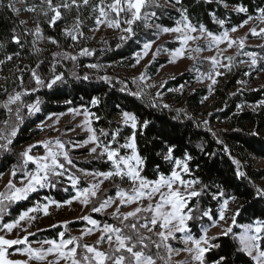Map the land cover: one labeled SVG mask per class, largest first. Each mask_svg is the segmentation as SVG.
Wrapping results in <instances>:
<instances>
[{"label": "snow or ice", "instance_id": "obj_1", "mask_svg": "<svg viewBox=\"0 0 264 264\" xmlns=\"http://www.w3.org/2000/svg\"><path fill=\"white\" fill-rule=\"evenodd\" d=\"M201 2L210 5L213 0H197V3ZM17 3L23 5V8L16 7ZM215 3L224 8L231 7L238 14L248 13V9L242 5H229L225 0H215ZM7 7L17 17L22 11L32 14L30 19L33 26L27 27L28 19L20 20L11 30V34L5 40H0V49L5 48L6 41L19 49L0 58V66H6L9 62L14 64L16 60L26 58L22 55L25 51H28L29 56L39 58L48 51L47 48L39 46L41 43L52 45L56 50L51 52L47 75L40 72L44 60L37 59L35 67L24 65L22 69L15 66L16 72L21 73L16 77L19 80L16 88L9 91L7 87H3L6 98L0 102V109L7 118L0 122L3 124V127H0V153L13 152V142L20 126L25 122V113L30 118L42 111L39 98L34 102H27L24 98L42 88L52 90L67 83L65 74L58 71V66L62 67L65 62H70L73 65L71 77L85 81L91 78L88 73L81 76L75 71L80 66L81 57H91L96 51L85 46V43L92 39L84 32L86 20L93 21V26L88 28L89 32L97 33L102 27L111 29L120 33L121 42L136 38L137 28L141 25L145 29H153L157 40L163 35L171 36L179 47L170 50V64H175L179 59H188L193 61L195 67L199 54L204 51L214 52L211 56L203 57L209 65L206 71L196 68L198 74L195 81L208 82L209 95L219 83L218 78L231 72L235 55H246L249 60H241L240 63H248L250 68H255L258 63L256 53L243 52L247 34L239 37L232 34L244 28L253 19L264 25V8L259 9L257 17L248 15L242 23L229 29L224 28L225 19L210 12L212 22L224 29L217 33L203 23H193L183 0H39L38 4H28L27 0H9ZM169 7L178 13L179 18L174 21V26L155 23L159 18L158 11L167 10ZM62 21L65 23L60 29L59 38L45 35L43 23L49 28H55ZM248 31L254 37L264 38V27H250ZM62 40L70 43L65 47ZM29 44L30 49L26 48ZM154 44L156 40L144 41L141 50L135 54V63L131 65L134 68L149 56L150 52L151 59L144 65L145 71L133 79V83L137 80L145 83L146 70L161 51L159 46L152 51ZM120 46L121 44H117V47ZM229 50H235L234 55H225ZM84 67L97 72L103 68L99 63H89ZM25 70L30 74L31 87L24 85ZM244 75L250 73L246 72ZM96 79L105 84H111L113 80L108 75H98ZM117 83L121 85V92H126L141 102L145 101L142 89L131 91L123 81ZM237 83L245 85L246 81L240 80ZM146 86L155 87L150 84ZM183 89L184 86L181 85L180 88L169 91L183 92ZM207 99L208 96H204L201 103ZM162 100L161 93L157 92L147 104L152 109L172 111L171 105L163 103ZM65 103L71 104L72 101L66 100ZM89 103L95 108L101 104V98L93 96ZM243 107L237 105L236 114H239ZM249 107L253 111L264 107V100ZM116 108L118 120L116 126L110 129L100 128L97 131L93 121L99 120L100 117L88 108H70L68 113H51L37 125L40 131L46 128L60 131L56 126L61 116H82V121L71 130L80 128L88 135L74 147L91 145L88 147V156L107 164V170L88 171L78 168L70 156V149L59 137L37 141L16 153L18 160L9 169L5 191L0 192V214L5 213L9 205L28 200L32 193L40 189L57 188L63 184L65 178L70 182L74 194L62 202L49 196L43 197L21 211L12 222L0 225V232L4 233L0 235V264H264V213L254 216L248 223H240L238 217L241 215L242 205L236 204V195L228 194L221 185L204 184L200 179L194 178L191 169L193 156L185 151L177 157L176 145L168 142L163 132H157L149 140L148 132L152 125L150 119L142 118L136 112L125 110L120 105H116ZM175 113L174 119L183 115L184 119L194 121V117L185 109H175ZM202 123L205 129L211 132V128L207 127L208 120L205 119ZM195 126L199 128L201 123L195 122ZM212 135L215 137L216 133L212 132ZM250 135L257 136L259 132L253 130ZM140 137H144L146 145L150 143L153 149L159 148L155 154L168 165L167 172L161 170L160 165H156L153 169L154 178L144 174L149 157L141 152ZM216 143L223 145L224 142L216 138ZM197 147L201 152L204 151L202 145L198 144ZM38 148L43 149L42 154H33ZM223 151L234 165L235 177L248 179L240 161L231 156L230 149L224 146ZM69 168L76 169L87 179L85 186H81L79 176L68 174ZM2 176L3 173H0V178ZM105 182H109L113 186L112 189H102L101 186ZM125 183L127 188L121 186ZM249 183L252 181L249 180ZM213 187L215 191L212 190ZM254 188L256 196L264 200V187ZM62 190L68 192L69 188ZM208 197L216 202L215 210L203 204L204 199ZM74 202L83 208L90 206L89 211L92 213L107 214L117 221V224L105 222L101 225L90 215L82 214L78 218L86 221L91 227L82 230L80 236L66 238L65 232H59L58 240H38L36 243L40 247H31L28 236H34L35 233L29 232V228L39 218V214L49 216L50 208L59 210L63 206H71ZM125 208L129 210L124 211ZM109 209L111 211H108ZM193 224L199 226V231L195 234L192 231ZM67 225V221L63 222L65 228ZM16 229L26 235L17 236L15 239L7 238L8 234ZM93 234L96 235V240L92 244L80 243L85 236ZM172 241H178L183 247L174 246ZM16 245H28L18 249L25 259L10 258L8 249ZM181 254L184 259L174 262V257Z\"/></svg>", "mask_w": 264, "mask_h": 264}, {"label": "trees", "instance_id": "obj_2", "mask_svg": "<svg viewBox=\"0 0 264 264\" xmlns=\"http://www.w3.org/2000/svg\"><path fill=\"white\" fill-rule=\"evenodd\" d=\"M229 5L238 4L248 9L247 14L236 13L231 7L224 8L219 6L213 0L212 4L197 3V0H183L185 7L189 9V14L193 23H203L205 26L214 31L220 32L219 25L212 22L209 15L210 12L215 13L219 18L225 19L224 28L229 29L232 26H237L247 19L248 15L256 17L259 15V9L264 8V0H225ZM9 0H0V40H5L11 34V30L19 24L20 20H29L27 27H32L31 15L21 12L17 17L14 16L11 10L7 7ZM28 4L39 3V0H27ZM16 7L23 8V5L17 3ZM87 15V13H86ZM158 19L155 23H160L164 26H174V21L178 19V13L169 7L167 10L158 11ZM41 20L43 18L41 17ZM65 21L58 23L55 28H49L46 23L42 24L45 35H51L59 38L60 29ZM93 26L92 20L85 21L84 32L87 36L92 37L85 43V46L95 49V53L91 57H81L79 67L75 69L77 73L83 76L85 73L90 75V79L77 80L71 77L70 72L73 70V65L70 62H65L64 66H58V71L63 72L67 79L66 84L49 90L42 88L27 96L24 99L27 102H34L37 98L40 99L41 112L30 118L25 113V122L20 126V131L13 142L12 153H0V173H6L10 167L18 160L16 153L26 148L29 144H34V140L39 134L37 125L43 121L48 114L61 113L70 108H88L96 113L100 119L93 121V126L99 131L100 128L110 129L116 126L118 109L116 105H120L125 110L136 112L140 117L147 118L152 121L151 128L148 132V139L157 132H163L166 135L168 142L176 145V155L181 156L187 151L193 156L191 161V169L194 178L200 179L204 184L221 185L230 195H236L238 200L236 204L242 205L241 215L238 217L240 223H248L254 216H259L264 213V200L260 199L255 194L254 186L264 187L258 182L264 179V166H256V159H264V107L257 108L255 111L249 106L257 105L264 100V76L260 72L264 70V38L258 44H246L243 52H254L257 55L258 63L255 68H250L248 63H240L241 60L248 61L249 58L240 53L235 55L234 66L231 72L225 73L219 77V83L214 86V91L211 95L208 93L207 85H197L195 77L198 74L196 68L200 71H206L209 67L204 59H199L189 67L176 74L173 77L167 78L163 84H159L155 89L146 86L137 80L133 83V79L139 77L138 74L129 72L131 65L134 63V56L141 48V42L144 40H152L155 38L153 29H145L141 25L137 28V37L127 42L119 40L120 33L110 29L108 33H100L94 35L88 31L89 27ZM106 41L107 43H103ZM67 46L70 41H63ZM117 44H121L117 47ZM167 46L173 48L174 43H167ZM41 48H47L39 58L29 56L28 51L22 53L26 58L16 60L13 64L9 62L6 66H0V102L6 97L3 93V87H7L12 91L19 84L16 77L21 73L16 72V67L24 68V65L35 67L37 59L44 60L41 65L40 72L43 75L48 74L49 63L51 60V52L56 49L52 45L41 43ZM30 49V44L26 46ZM19 50L16 45L8 43L4 49H0V58L11 52ZM70 50V49H68ZM235 50L231 54L234 55ZM164 62V59H158L152 62L146 70V74H154L157 68ZM89 63H99L103 66L102 70L88 69L84 65ZM192 71H189V69ZM145 71V69H144ZM249 72L250 75H244ZM98 75H108L113 78L111 84H105L103 81L97 80ZM246 81L245 85L238 84L237 81ZM15 81V83H14ZM117 81H123L131 91L143 90L145 93V101L135 99L126 92H121V85ZM23 82L25 86L31 87L30 74L25 70L23 73ZM183 85V92H173L170 89H177ZM159 92L163 98L162 102L171 105L172 111L168 109H152L148 106L147 101L155 97ZM233 93H235L233 95ZM97 96L101 98V104L95 108L89 103L91 97ZM204 96L208 99L201 103ZM72 101L71 104H66L65 101ZM237 105L244 106L237 113ZM175 109H185L187 113L194 117L193 120H186L183 115L179 119H174ZM7 116L0 109V122L6 119ZM208 120V126L211 132L203 126V120ZM111 121V124H109ZM195 122H200L201 127H196ZM0 127L3 124L0 123ZM256 130L259 135L252 136L250 133ZM128 130L126 129L125 132ZM212 132L216 133L214 137ZM216 138L221 139L223 145L216 143ZM103 139V138H102ZM202 145L204 151L201 152L197 145ZM227 146L230 149V154L233 158L240 161L242 170L246 173L248 179H237L234 175V165L229 160L228 155L224 153L223 147ZM162 147V145H161ZM140 149L142 154L147 155L149 160L145 169V175L149 178H154L153 169L156 165H160L161 170L167 172L166 165L159 157L156 156V151L159 148L153 149L152 145L145 144L144 137H140ZM36 150V149H35ZM214 153V155H209ZM79 168L88 171L107 170L108 165L92 159L88 161H74ZM249 180L252 183H249ZM84 186V183H81ZM63 188H69L68 192L63 191ZM112 189V188H109ZM215 191V188H212ZM5 191V187L0 192ZM72 194L70 185L66 180L63 184L55 189H40L36 193H32L28 200L11 204L7 207V211L0 214L2 222H8L14 219L21 211L33 205L34 201L49 196L57 201H64ZM114 194V192H113ZM203 204L206 207L215 210L216 202L210 197L205 198ZM236 205H233L235 207ZM90 216L101 223L117 224V221L112 220L107 214L91 213ZM86 224V221L75 219L68 223L67 228L81 227ZM60 226L49 227L35 232V235H29L28 240L56 239L60 232ZM193 233L199 231L198 224L192 225ZM71 237V235H68ZM231 243V241H228ZM174 246H180L177 241H172ZM175 262V261H174Z\"/></svg>", "mask_w": 264, "mask_h": 264}, {"label": "rangeland", "instance_id": "obj_3", "mask_svg": "<svg viewBox=\"0 0 264 264\" xmlns=\"http://www.w3.org/2000/svg\"><path fill=\"white\" fill-rule=\"evenodd\" d=\"M250 27H256L257 29H259L260 27H264V25H261L258 20L253 19V20L249 21L248 25H246L244 28L239 29L238 32H236L232 35L239 37V36H245V34H247L246 44L253 45V44L260 43V41H262L263 38L258 37V36L257 37L252 36L251 33L248 31V29ZM109 31H110V29H106V28L102 27L99 32L93 33V34L98 35L100 33H108ZM152 40H156V44L153 45L152 51H155L158 46L161 48V51L159 52V54L156 57V60L164 59V62L161 64V65H164V67H161V65H160L157 68L156 73L146 74V77H145V84L146 85H148V84L155 85V87H151V89H155L156 87L159 86L160 82H162L163 80L170 78V77H173L176 74L186 70L189 67V65L191 63H193V61L188 60V59H179V60H177V62L175 64H170L169 63V59H170L169 52H170V50H174L175 48L179 47V44L177 42H175L171 36H168V35H163L158 40L156 39V36H155V38ZM144 41H146V40H144ZM144 41L141 42V44H140L141 47H142V43ZM167 43H174L175 46L173 48H170L169 46L166 45ZM201 43L203 44V42H201ZM140 50H141V48H140ZM233 52H234V50H229L225 55L231 54ZM213 54H214V52L204 51L203 53L199 54V58L197 60L203 59V57L211 56ZM150 59H151V52L149 53V56H147L143 60H141L140 64L137 65L135 68L131 67L129 72L131 74L140 75V73L142 71H144V69H145L144 65L148 64ZM134 63H135V61H134ZM221 70L223 71V69H221ZM260 75L264 76V70H262L260 72ZM207 83L208 82L196 83V84L197 85H207ZM77 109L83 110L80 108H77ZM68 110L61 112V113H68ZM48 115L46 116V118L44 120L47 119ZM82 119H83L82 116H76L75 118H73L71 114H66V115L61 116L60 122L56 126L58 129H60V131H57V130L52 129V128H46L44 131L39 130V134H38L37 138L34 140V144L37 141H40L43 139H51V138L59 137L63 142H65L66 146L70 149V156L72 157L73 161H76V160L77 161L92 160L93 158L88 156V147H91V145H89L87 147H74V145H76V144L80 143L81 141H83L84 139H86L87 135H88L87 132L82 131L80 128H76L75 131L71 130L72 128H75V126L78 123H80L82 121ZM48 123H51V121H48ZM42 152H43V149L38 148V149L34 150L33 154H42ZM255 165L256 166H264V159H256ZM8 172L9 171L4 173L2 178H0V190L5 187V184L7 183L8 179H9ZM68 174L79 176L80 182L84 183V186L86 185L87 179L85 177L81 176V174L79 172H77L76 169L69 168ZM64 180H66L67 183L70 185V182L66 178ZM117 183H119V181H117ZM258 184L264 185V179L259 181ZM121 186L124 188L128 187V185L126 183L121 185ZM101 187L103 189V188H112L113 186L109 182H105V184L102 185ZM45 189H48V188L46 187ZM72 194H74V193L72 192ZM70 196L67 199H69ZM89 208H90V206H89ZM89 208H83L80 204L75 203V202L71 206H63L59 210H56L54 207L50 208L49 209L50 215L49 216H43L42 213L39 214V218L37 220H35L31 226V228H29V232L35 233L37 231H40V230H43V229H46L49 227H53V225H56V226H60V228H61L60 232L66 233V238L70 237L68 235H71V237L72 236H80L82 230L90 228L91 225H89L86 222V224L81 226V227H75V228L69 229V228H65L63 226V222L67 221L69 223L72 220L79 219L78 217L82 214L83 215H90L92 212L89 211ZM123 210L127 211L129 209L125 208ZM108 211H111V209H109ZM101 214H103V213H101ZM12 220L5 222V223H10V222H12ZM5 223L2 222L0 219V225H3ZM214 232H215V229H213V233ZM3 234H4L3 232H0V235H3ZM24 235H26V233L16 229V230H13L12 233H9L7 238L15 239V238H17V236L23 237ZM58 239H59V236H57L56 239H50V240H58ZM38 240H44V239L38 238L36 240H29L31 247H33V248L40 247V245L36 243V241H38ZM95 240H96V235L93 234L91 236H85L84 239L82 241H80V243L81 244H84V243L92 244ZM26 246H28V245H16V246H13L11 249H8V252L11 254L10 258L11 259H25V257H23L19 254L18 249L26 247ZM178 247H183V245L180 244V246H178ZM183 259H184L183 254H181L180 256L174 257V261H179V260H183ZM33 264H34V262H33Z\"/></svg>", "mask_w": 264, "mask_h": 264}]
</instances>
